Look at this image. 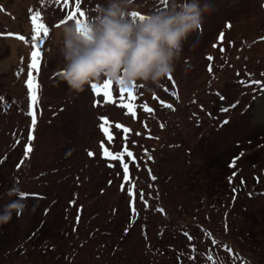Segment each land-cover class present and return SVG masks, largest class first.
Wrapping results in <instances>:
<instances>
[{"label":"rangeland","instance_id":"rangeland-1","mask_svg":"<svg viewBox=\"0 0 264 264\" xmlns=\"http://www.w3.org/2000/svg\"><path fill=\"white\" fill-rule=\"evenodd\" d=\"M82 1V8L95 4L88 19L105 3ZM171 4L134 0L131 7L144 15ZM212 4L182 41L171 80L162 73L158 83L135 82L133 116L119 103L94 106L102 94L94 95L90 84L75 92L63 80V24L56 25L66 17L55 0H0V105L11 101L14 118L0 119V211L17 199L6 194L13 185L39 194L21 198L24 209L1 222L2 240H9L10 249L36 232L44 242L38 250L14 246L7 258L0 255V264H209V257L224 264H264V145L258 144L264 138V0ZM35 11L49 34H40L41 66L38 73L32 70L39 83L33 129L26 80ZM192 39L197 42L190 44ZM113 88L118 95L114 82ZM101 123L113 133L111 140ZM14 126V138L23 143L18 153L9 144ZM28 127L35 134L31 141L23 135ZM117 153L120 159H114ZM236 153L242 156L233 167L238 175L227 177L225 162ZM123 163L129 165L127 179ZM155 203L165 213L154 212ZM179 221L191 235L176 230L172 223ZM230 242L238 248L233 254L225 250H231Z\"/></svg>","mask_w":264,"mask_h":264},{"label":"clouds","instance_id":"clouds-1","mask_svg":"<svg viewBox=\"0 0 264 264\" xmlns=\"http://www.w3.org/2000/svg\"><path fill=\"white\" fill-rule=\"evenodd\" d=\"M133 3L105 0L93 18L61 26L62 78L71 90L82 92L102 77L114 83L123 80L127 86L137 81L158 83L164 70L173 67L189 29L197 25L205 8H213L212 0H172L169 9L139 19L132 16ZM21 192L18 185L7 189L6 194L17 199L4 205L0 222L24 209Z\"/></svg>","mask_w":264,"mask_h":264},{"label":"snow or ice","instance_id":"snow-or-ice-1","mask_svg":"<svg viewBox=\"0 0 264 264\" xmlns=\"http://www.w3.org/2000/svg\"><path fill=\"white\" fill-rule=\"evenodd\" d=\"M69 0H64V3L67 5ZM41 3H44V0H41ZM165 5L167 7L168 5V0H165ZM31 11V10H30ZM41 12L40 11H35L31 15V23L33 25V34L31 36V41H32V51H31V58H30V63H29V72L27 75V80H26V85L28 89V98H29V105H28V115L31 117V127L34 129L35 125L37 123L36 120V115L33 110V106L38 103V89H39V83L36 80V77L33 75V71L35 70L36 73L39 72L40 66H41V56H42V49H41V44L44 42L40 38V34L43 33L44 37H47L49 34V27L40 20L41 17ZM132 16L134 18H139V19H144V15L139 13V12H132ZM86 13L85 11L82 10L81 6V0H75V8L71 11L68 12L67 17L65 20H60L56 26H60L61 24H64L66 20L70 19L73 20L77 25H80L82 22L87 21L88 19L85 18ZM197 25H199V21L197 22ZM11 35V34H9ZM20 39H24L23 36L19 37ZM220 39H223V33L220 35ZM215 46V45H214ZM209 60L212 59L211 56L208 57ZM211 71V67L209 68ZM164 73L168 75V78L171 80V73L169 72L168 69L164 70ZM62 75V73H61ZM259 83V82H257ZM118 86V95H114V92H116V89L113 88V81L110 79H104L102 83L98 84L96 82H91L90 87L94 95L100 96L102 94L103 99L102 100H94L93 104L94 106L100 104V103H119L120 106H122L124 109H126L128 112L132 113L133 116L136 115V104L133 103V101L136 99L134 95L133 89L136 87V84L133 83L131 86H127L123 80H120L118 83H116ZM125 93L127 94V98H125ZM173 96H176L178 98V94L176 92L172 93ZM156 98V97H154ZM3 98H0L2 100ZM158 99V98H157ZM161 105L168 107L170 109H173L174 106L170 103H165V101L161 100L160 101ZM144 110L146 112H151L152 110L148 108L147 104L143 105ZM101 121L107 122L106 117H100ZM99 127L102 129V131L105 133V135L108 136L109 140L112 139L113 133L110 132L109 128L105 126V123H101ZM163 127V125H161ZM117 129L124 128L123 125L117 124L116 125ZM130 131V129L124 128V132L127 133ZM33 139L32 133H28V140L31 141ZM31 151V148L29 145L25 146V151L23 152L24 157H28L29 152ZM124 151L127 153V157H132L133 153L129 151L127 148L124 149ZM91 155V153H89ZM106 156H112L113 154L107 150H105L104 153ZM121 153H117L114 157V159H120L121 158ZM151 159V157H149ZM23 163V160L20 161L16 165V167L19 169L21 164ZM235 163V161H233ZM123 175L124 178L127 179L129 175V165L128 163H123ZM235 175V173H233ZM155 179V177H153ZM231 179V177L229 178ZM18 178H17V183H18ZM235 192V189H233ZM22 198L30 197V196H38L39 194L37 193H29L22 191L20 193ZM161 212H163V209H159ZM133 212H135V209H133ZM127 231V229H126ZM195 247V246H193ZM226 251H231L230 249L225 247ZM195 259V257H193ZM209 264H224V261L217 260L215 257H209Z\"/></svg>","mask_w":264,"mask_h":264},{"label":"trees","instance_id":"trees-1","mask_svg":"<svg viewBox=\"0 0 264 264\" xmlns=\"http://www.w3.org/2000/svg\"><path fill=\"white\" fill-rule=\"evenodd\" d=\"M151 1V0H150ZM55 2H57L58 4H59V6H60V10H59V12L60 13H62L63 12V15H61V17H67V15H68V12L69 11H71V10H73L74 8H75V0H69V2H68V4L66 5L65 3H64V0H55ZM83 1L81 0V3H82ZM94 6H95V4H93V5H89V7H83L82 8V10L83 11H85V13H86V19H88L91 15H94L93 14V12H95L94 11ZM155 10V9H154ZM70 22H73V20H70ZM12 102L11 101H7V103H5V104H1L0 105V119L2 118L3 119V121H11V118H13V114H12V110H11V106H12ZM35 114L37 115V112H35ZM14 119V118H13ZM32 129V128H31ZM29 127H28V129L26 128V130L23 132V135L25 134V138H27V136H28V133L30 132V130H31ZM4 131V126L3 125H0V135H1V133ZM18 131V128L16 127V126H14L13 128H12V130L10 129L9 131H8V133H10V136L12 135L13 137L11 138L12 139V141L9 143L12 147V150L13 151H15L16 153H18L19 151H22L23 150V143H22V141L21 140H16L15 138H14V135H15V133ZM35 134L32 132V136H34ZM261 138H262V140L258 143L259 145H264V141H263V137L261 136ZM260 138V139H261ZM249 141V140H248ZM252 143V141L250 140L249 141V144H251ZM231 154V153H230ZM229 154V155H230ZM2 155V154H1ZM1 155H0V160H1ZM228 155V156H229ZM227 156V157H228ZM242 158V156L240 155V154H238V153H236V154H232V155H230L229 156V158L227 159V161L225 162V160H224V162H225V167H226V169L228 168V169H230V172H229V174L227 175V177H229V176H232L233 175V173H236L237 175H238V172L237 171H234V169H233V167L236 165V164H238L237 162H238V160H240ZM233 161H235V163H233ZM241 161V160H240ZM152 162V161H151ZM154 162V161H153ZM2 164H3V160H1L0 161V170H1V168H2ZM156 164V163H155ZM256 164V163H255ZM190 180H192V179H190ZM1 181V180H0ZM187 183V182H186ZM0 185H1V182H0ZM2 187L3 186H0V197L3 195L2 194V192L4 191V190H2ZM243 189H244V185H243ZM7 191V190H6ZM101 191H104V189H102ZM205 192V191H204ZM199 195H197L196 197H198ZM160 198H163V197H160ZM160 198L158 199V202L160 203L161 202V200H160ZM213 202V201H212ZM159 203L158 204H156L155 203V205H154V207H153V209H154V212L156 211L157 213H165V211H163V212H161L159 209ZM153 205V204H152ZM145 206H146V208H151L152 206H148V205H146L145 204ZM199 207H201V205L200 206H197V208H196V206L194 205V209L196 210V212L198 211V209H199ZM178 208H181V206H179ZM200 210V209H199ZM196 212H194V214H193V216L195 217L196 216ZM0 224H1V222H0ZM173 224V226L174 225H176L178 228L176 229V230H178L179 232H181L182 230L183 231H185V232H189V235H191V233L193 232V230H188V228H183V226L184 225H186V223H183V222H181V221H179V222H177V223H175V222H173L172 223ZM175 227V226H174ZM175 230V231H176ZM106 232H108L109 233V231L108 230H106ZM171 232V234L173 233V231H170ZM250 233H248V236H249V238L250 239H252L254 236H253V234L251 233V231H249ZM4 233H5V230L3 229V227H0V255H2V253H4L5 254V256L3 257V258H7L8 257V254H9V252H7V251H10V250H12L13 249V247L14 248H19V247H22L23 245L25 246V247H31V248H33V249H35V250H38V249H42L43 248V243L44 242H41L40 241V239H39V234H37L36 232H33L32 234H28L27 235V237H25V238H22V239H19L20 240V242L18 243V241H16V245H13L10 249H7L8 248V241L9 240H6V241H4V240H2V238H3V236H5L4 235ZM240 238H242V237H240ZM16 240V239H15ZM263 240H264V238L262 239V241L261 242H263ZM13 241V240H12ZM11 241V242H12ZM221 241H223L222 239H221ZM228 241H223V242H221L223 245H225V243H227ZM232 242H230L229 243V245H230V248H231V253L233 254L235 251H238L237 249V247L235 246V245H233V243L231 244ZM110 247V246H109ZM112 248H114V247H111V249ZM173 249V248H172ZM161 253V255L162 256H164L165 254H163L161 251H155V256H157V255H159ZM230 258V257H229ZM231 259V258H230ZM231 260H233V259H231ZM244 264H250V263H245L244 262Z\"/></svg>","mask_w":264,"mask_h":264}]
</instances>
